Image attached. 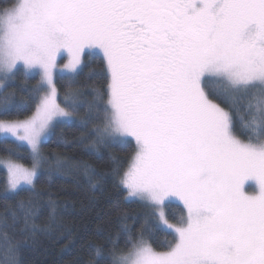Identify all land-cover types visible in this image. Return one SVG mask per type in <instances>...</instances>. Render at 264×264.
Returning <instances> with one entry per match:
<instances>
[{
    "label": "snow or ice",
    "instance_id": "obj_1",
    "mask_svg": "<svg viewBox=\"0 0 264 264\" xmlns=\"http://www.w3.org/2000/svg\"><path fill=\"white\" fill-rule=\"evenodd\" d=\"M86 49L102 52L107 87L90 101L70 89L62 107L58 58L69 59L57 77L74 80ZM21 63L26 78L41 74L25 89L39 103L25 119H0V140L13 141L0 161L6 193L35 188L46 134L81 110L79 126L92 125L82 143L135 140L128 167L114 172L126 199L153 211L136 233L124 223L91 246L86 264H264V0H9L0 6V116L25 108L3 92ZM25 145L29 164L12 158ZM178 202L186 214L170 223L164 208ZM18 207L0 218L3 264H20L9 229L38 230L32 202ZM161 231L172 240L158 251L146 237Z\"/></svg>",
    "mask_w": 264,
    "mask_h": 264
},
{
    "label": "trees",
    "instance_id": "obj_2",
    "mask_svg": "<svg viewBox=\"0 0 264 264\" xmlns=\"http://www.w3.org/2000/svg\"><path fill=\"white\" fill-rule=\"evenodd\" d=\"M9 0H0L4 6ZM41 79L38 73L27 78L24 70L17 71L14 80L7 82L3 92H15L14 100L24 103V110L17 116L15 113L0 119H24L36 110L39 98L30 96L25 89H31ZM58 90V102L63 107V96L71 90L83 93V99L91 100L93 88L107 87V72L102 55L87 53L79 75L74 80L68 76L62 79L55 77ZM2 98V96H0ZM105 101L107 96H105ZM83 110L71 123L55 124L42 148L46 163L39 173L35 188L18 194L6 193L4 178L6 170L0 167V218L6 212H22L18 205L21 201L32 202L35 214V232L14 231L9 229V236L14 243H19L18 259L20 264H86L89 248L105 243L111 236L115 238L121 226L127 223L133 233L140 229L147 214L153 209L139 200L129 201L127 193L119 183V175L114 172L117 165L121 170L128 167L131 157L136 151L135 142L129 140L127 147L119 143L96 144L89 140L81 142L89 129L79 126L78 121ZM98 123V122H97ZM5 143L13 141L0 140V156L6 157ZM28 147L25 145L19 157L12 158L29 164ZM94 169L96 177L90 179L88 170ZM98 181V182H97ZM169 222L176 223L175 217L185 213L179 203L165 207ZM127 216V220L124 217ZM32 221H30V224ZM158 251L166 248L158 245L172 240L169 233L159 232L155 240H151ZM123 246V238H121ZM3 239L0 238V264H3Z\"/></svg>",
    "mask_w": 264,
    "mask_h": 264
},
{
    "label": "rangeland",
    "instance_id": "obj_3",
    "mask_svg": "<svg viewBox=\"0 0 264 264\" xmlns=\"http://www.w3.org/2000/svg\"><path fill=\"white\" fill-rule=\"evenodd\" d=\"M87 53H99V54H101L102 55V52H100L98 49H86L85 50V53L84 54H82V64H84V57H85V55L87 54ZM68 56H67V54H65L64 55V58L63 59H59L58 58V62H57V70L56 71H54V73H53V78H54V80H55V77H56V74H57V71L59 70V69H61L62 67H63V65L64 64H66L67 62H68ZM18 69H23V65H22V63L21 64H19L18 65ZM38 73V72H37ZM40 76H41V74L40 73H38ZM10 81V80H9ZM9 81H7V82H9ZM6 82V83H7ZM57 102H58V100H57ZM59 103V102H58ZM32 115V114H31ZM30 115V116H31ZM29 117V116H28ZM27 118V117H26ZM25 119V118H24ZM50 133H51V131L48 133V134H46V138L43 140V142H42V144H41V154H42V157H43V161H42V164H41V168H40V172H41V170H43V168H44V166H45V163H46V157H45V154H44V152H43V148H42V145H43V143L48 139V137H49V135H50ZM129 140H132V141H134L135 142V140H134V138H132V137H129L128 138ZM27 146V145H26ZM5 157H1L0 156V161H2L3 159H4ZM19 162V161H18ZM21 163V162H20ZM0 167H2V166H0ZM3 168V167H2ZM39 172V173H40ZM249 191H253V189L252 188H249L248 189ZM11 193V192H10ZM180 205H182V202H178ZM164 212H165V208H164ZM185 212H186V210H185ZM166 214V213H165ZM171 223V222H170Z\"/></svg>",
    "mask_w": 264,
    "mask_h": 264
}]
</instances>
